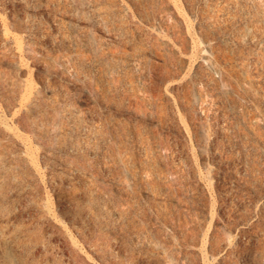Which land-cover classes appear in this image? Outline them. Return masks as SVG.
Instances as JSON below:
<instances>
[{
	"label": "rangeland",
	"instance_id": "rangeland-1",
	"mask_svg": "<svg viewBox=\"0 0 264 264\" xmlns=\"http://www.w3.org/2000/svg\"><path fill=\"white\" fill-rule=\"evenodd\" d=\"M0 264H264V0H0Z\"/></svg>",
	"mask_w": 264,
	"mask_h": 264
}]
</instances>
